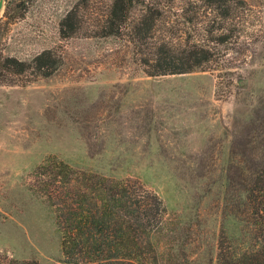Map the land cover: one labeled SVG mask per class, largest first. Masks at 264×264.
Returning <instances> with one entry per match:
<instances>
[{"label": "rangeland", "instance_id": "rangeland-1", "mask_svg": "<svg viewBox=\"0 0 264 264\" xmlns=\"http://www.w3.org/2000/svg\"><path fill=\"white\" fill-rule=\"evenodd\" d=\"M81 1H89L83 25L64 38L60 22ZM246 1L240 33L211 42L214 60L181 74L147 75L126 34L94 36L111 0H30L22 18L2 26L5 54L31 60L51 49L60 64L50 77L0 85V257L62 258L35 175L54 157L161 196L159 264H246L258 254L264 263V222L249 199L264 153V0ZM151 2L163 12L157 38H211L204 27L213 13L200 0H142L138 12Z\"/></svg>", "mask_w": 264, "mask_h": 264}, {"label": "trees", "instance_id": "trees-1", "mask_svg": "<svg viewBox=\"0 0 264 264\" xmlns=\"http://www.w3.org/2000/svg\"><path fill=\"white\" fill-rule=\"evenodd\" d=\"M28 1V2H27ZM30 0H7L0 17V85H27L55 73L60 58L44 50L31 60L4 53L1 47L9 25L22 18ZM142 0H111L107 12L95 21L94 36L127 35L142 53L140 64L149 76L181 74L204 68L214 60L211 42L225 43L240 33L246 0H200L208 16L204 42L176 45L157 38L156 28L163 16L161 2L148 3L138 12ZM83 4V6H81ZM81 1L60 22V33L71 37L81 29ZM233 20H237L233 23ZM234 25V26H232ZM237 25V27H236ZM2 26L4 30L1 31ZM232 26V27H231ZM229 28V29H228ZM249 191L252 214L264 222V153ZM40 190L56 215L61 234L62 258L58 264H159L155 235L162 229L167 207L161 196L133 178H114L75 169L58 158H48L35 171ZM246 264H264L258 255L242 258ZM0 264H43L37 259L0 257Z\"/></svg>", "mask_w": 264, "mask_h": 264}, {"label": "water", "instance_id": "water-1", "mask_svg": "<svg viewBox=\"0 0 264 264\" xmlns=\"http://www.w3.org/2000/svg\"><path fill=\"white\" fill-rule=\"evenodd\" d=\"M3 6V0H0V9L2 8Z\"/></svg>", "mask_w": 264, "mask_h": 264}]
</instances>
